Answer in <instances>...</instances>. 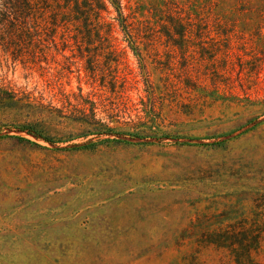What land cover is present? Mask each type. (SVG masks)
<instances>
[{"label": "rangeland", "instance_id": "1", "mask_svg": "<svg viewBox=\"0 0 264 264\" xmlns=\"http://www.w3.org/2000/svg\"><path fill=\"white\" fill-rule=\"evenodd\" d=\"M121 1L138 47L79 44L153 84L144 125L87 133L59 100L90 90L74 40L0 36V264H264V0Z\"/></svg>", "mask_w": 264, "mask_h": 264}, {"label": "trees", "instance_id": "2", "mask_svg": "<svg viewBox=\"0 0 264 264\" xmlns=\"http://www.w3.org/2000/svg\"><path fill=\"white\" fill-rule=\"evenodd\" d=\"M112 12L115 14L110 16ZM139 13L138 5L123 4L121 0H0V36L11 38L16 35L23 39L39 40L45 38L52 41L50 46L53 48H57L54 42L56 37L74 40L75 47L80 50L73 56L72 64L79 63L77 70L84 72L83 77L90 90L83 92L79 85L75 92L65 93L60 90L61 108L72 115L73 121L82 124L87 133L111 134L116 129L112 123H119L120 117L124 118L123 124L144 125L143 109L147 100L148 105L154 107L155 87L149 83L140 91L137 80L131 83L127 73L119 71V52L111 44L96 46L106 50V54L116 55L112 59L114 64L107 66L111 76L105 83V70L99 66L100 54L95 52L86 58L79 41L105 39L120 31L136 48L137 38L151 29L147 27V19ZM166 15L173 16L171 11ZM38 46L49 47L41 44ZM60 46L67 47L64 44ZM144 75H148L146 71ZM77 78L80 79L79 75ZM132 89L139 93L135 100L129 96ZM137 104L143 109L136 108ZM129 135L138 137L140 134Z\"/></svg>", "mask_w": 264, "mask_h": 264}]
</instances>
